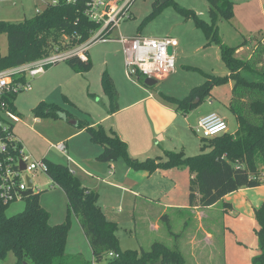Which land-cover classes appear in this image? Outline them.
Wrapping results in <instances>:
<instances>
[{"label": "rangeland", "instance_id": "1", "mask_svg": "<svg viewBox=\"0 0 264 264\" xmlns=\"http://www.w3.org/2000/svg\"><path fill=\"white\" fill-rule=\"evenodd\" d=\"M161 1L134 0L125 18L120 21L117 28L107 35L112 39L95 41L88 48L87 55L91 63V68L88 71H76L69 67L65 61H59L49 65L45 74L33 79L30 90H24L15 95L13 98L14 110L21 121L14 124V131L27 152L35 160H39L45 155V159L49 161L68 166L66 158L50 144L61 139L67 140V136L77 130L72 122L82 120L90 124L97 122L105 127L112 125L110 122L109 124L99 122L101 117L109 113V101L101 86V76L104 71H107L114 80L117 89V109L129 101H133L137 95L130 96L134 98H128L127 95L129 96L130 90L136 92L135 89L139 87H142V90L146 87L147 93L150 92L156 100L166 103L168 102L165 98L166 95L178 98L185 96L192 87L205 81V74L224 76L229 73L220 58L219 46L215 42L208 44L194 20L180 14L173 5L167 4L157 16L146 20L156 5L163 4ZM174 1L178 6L191 9L199 18L210 22L207 0ZM44 6V0H0V19L20 22L32 17ZM230 19L231 17L221 18L217 21L218 36L225 45L239 46L236 55L240 58H247L250 53L254 52L255 46L264 36V28L241 32V28L238 27L245 29V26H239L238 22ZM251 25L253 26L254 23ZM137 34L145 37L170 36L175 38L178 43L174 50V71L168 77L157 80L152 86H145L143 78L137 79L139 85L126 78L122 45L114 39L119 35L133 36ZM0 51L2 54L7 51V38L4 33L0 34ZM227 83L228 81L217 85L216 90H213L212 94L218 97L217 100L213 97L214 95L210 94L195 105H198L200 110L207 112L219 107L216 109L217 113H222L226 117L229 131L234 132L237 129L236 118L220 102L223 100L222 93L227 88ZM42 100L60 106L64 110L63 115L35 117L32 109ZM210 102L213 103V106ZM125 111L122 109L118 111L120 113L116 117L118 123L122 122L123 124L126 121ZM35 118H38L39 122L34 121ZM144 123L146 124L145 121ZM195 135L199 137L198 142H200L201 132L190 131L191 137L194 138ZM82 138H87V135L68 139L69 149L71 151L75 148L76 151L77 148L80 149ZM95 146L100 147L96 144ZM171 150L178 151L180 149L174 150L173 148ZM199 152L200 147L198 146L186 153L194 155ZM158 153L163 155L161 150ZM150 155L154 156L155 154ZM116 161L122 166L125 164L121 158ZM125 166L127 165L125 164ZM184 169L190 173L187 167ZM79 173L76 170L75 175L77 176ZM30 175L34 180L32 192H39V202L50 214L49 223L57 224L64 221L67 204L63 190L52 185L49 176L42 170H35ZM90 181H81V183L83 186L99 192L100 202L108 205L110 214L107 219L116 222L118 226L116 236L121 250L149 249L151 244L157 241L163 242L171 248L177 247L186 255L189 252L187 243L193 237L196 244L204 243L206 245L208 242L210 246H214L212 264H223V255L226 260L225 264H251L252 257L258 252L256 235L258 225L254 218V210L250 207V202L260 205L264 199V196H260L257 191L232 195L207 208L168 209L164 215L168 220L164 217L156 221L155 218L161 211L157 207L152 212L145 211L147 212L145 214L139 209L132 212V195L124 193L118 188L101 185V181L96 182L91 179ZM188 193L187 189L185 196L187 202H189ZM169 196H173L171 199H174L177 194ZM160 201H164L161 196ZM225 203H229L230 207H226ZM25 204L26 197L10 202L5 210L6 215L11 216L19 213ZM69 219L70 227L65 243L66 253L79 254L84 259L93 262L91 248L77 217L71 214ZM155 222L158 229L153 226ZM205 232L209 233L208 238H203ZM198 239L200 242H197ZM14 262L15 257L9 252L0 264H14Z\"/></svg>", "mask_w": 264, "mask_h": 264}, {"label": "trees", "instance_id": "2", "mask_svg": "<svg viewBox=\"0 0 264 264\" xmlns=\"http://www.w3.org/2000/svg\"><path fill=\"white\" fill-rule=\"evenodd\" d=\"M45 1L48 3L42 10L23 21L0 19V34H6L7 38L6 53L0 51V69L48 55L55 48L63 50L82 43L98 29V24L84 14L88 0H56L54 4ZM207 2L210 22L199 18L193 10L178 6L174 0L156 5L146 20L171 4L180 14L194 20L208 44L215 42L219 46L220 58L229 71L228 75L205 74V81L192 87L185 96L166 95L165 98L177 111L187 113L196 106L193 103L196 97L201 102L214 86L231 80L228 109L237 121L235 132L201 137L200 152L194 155L166 150L163 157L140 160L129 155L126 142L113 129L82 120L77 122V128L84 129L90 141L101 147L96 156L98 161L112 163L121 158L132 170L147 173L187 167L191 174L189 206L197 208L213 206L224 200L225 195L239 189L264 184V43L259 41L247 58L238 57L236 50L239 46L225 45L218 36L217 21L232 16L230 0ZM65 62L79 72L91 68L89 59L83 62L72 57ZM101 86L109 101L108 112L112 114L117 111V91L107 71L101 76ZM32 111L35 117L64 113L57 104L43 100ZM44 161L52 185L60 187L65 194L66 218L61 223L50 224V214L41 206L39 192L27 196L23 210L11 216L5 212L8 205L0 201V263L11 252L15 257L14 264H189L179 248H171L163 242H153L149 249L141 248L140 251L121 250L116 236L118 226L104 215L97 202L98 193L83 186L66 165ZM225 205L230 207L229 203ZM71 214L79 221L91 248L93 262L79 254L65 252ZM254 218L258 225V252L252 257L251 264H264V200L254 210Z\"/></svg>", "mask_w": 264, "mask_h": 264}, {"label": "crops", "instance_id": "3", "mask_svg": "<svg viewBox=\"0 0 264 264\" xmlns=\"http://www.w3.org/2000/svg\"><path fill=\"white\" fill-rule=\"evenodd\" d=\"M230 2L232 4V16L230 20L234 19L238 22L239 26H245V29L238 27L241 28V32L244 30L256 31L262 27L264 28V0H230ZM251 23H254V25L252 26ZM260 41H264V36L261 37ZM88 59L90 61L89 57ZM226 85L227 88L222 93L223 100L220 102L228 108V104L231 99L232 81L229 80ZM215 87L216 86L211 89L210 94L213 93V90H216ZM145 88L144 90H142V87L136 88V92H132L133 90H130L128 93L129 96L127 95L128 98L132 94L137 95L133 101H129L126 105L121 106L112 114L107 113L99 120L101 123L109 124L110 122L112 124L104 127L105 129H113L117 135L126 142L129 155L140 160L147 157H163L164 151L171 150L173 148L174 150L180 149L178 151H183L187 155L186 152H191L194 148H198V146L200 147V142H198L199 137L196 135L194 138L191 137L190 131L197 132L195 127L198 126L199 119L208 113H217L216 109H219V107H216L215 110L211 109L210 112H207L200 110L197 105L187 113H182L177 111L175 106L169 101L165 103L160 100H156L150 92L147 93ZM213 97L216 100L218 99L216 95ZM210 103L213 106V103ZM121 109L123 111L126 110L124 113L127 114L125 117L126 121L123 124L122 122L118 123L116 120V117L120 114L118 111ZM129 114L130 116H128ZM217 114L227 123V119L222 113ZM34 121L39 122V119L35 118ZM72 124L77 128V122H72ZM96 124L97 122L91 123V125ZM228 132L233 133L230 132L229 129ZM83 135H87V138H82L80 149L77 148L76 151L75 148V150L71 151L67 140L75 137H82ZM67 140H58L65 143L68 154L75 162V164H72L66 159L68 165L67 167L74 174H76V170L79 171L80 173L77 174V176L83 182H91L90 179L96 182L101 181V185L105 184L118 188L123 190L124 193L132 195V212L139 209L145 214L147 213L145 211L152 212L154 211V208L157 207V209L161 211L155 219L156 221H159L164 217L166 218L164 215H166V211L168 209H182L190 207L185 196L187 194L191 174L187 173L184 167H173L167 170H155L152 173H147L143 170L135 171L125 166V164L123 166L121 164H117L118 161L112 163L98 162L96 156L101 152V147L98 148L95 146V143L90 141L89 135L84 129L77 128L76 131L67 136ZM159 150L163 152L162 156L158 153ZM150 154L155 155L151 156ZM42 158L45 159V155ZM84 175L90 178H87ZM177 189L179 190L177 191ZM250 191H257L260 196H264V184L254 188L239 189L225 195L224 199H228L232 195L238 193H246ZM97 193L98 205L101 209H103L102 211L106 218H108L110 214L108 205L100 202L101 195L99 192ZM170 194H177V196L174 199H171L173 196H169ZM154 196L159 197L155 198ZM160 196L164 198V201H160ZM246 204L249 203L246 202ZM258 206L259 205H254L250 202L252 210H255ZM193 208L199 209L197 207ZM166 219L168 220V218ZM153 226L158 229L156 222ZM208 237L209 233L205 232L203 238ZM197 242H200L199 239ZM203 244H196L193 237L188 241L187 247L189 248V252L186 253L185 257L187 259L188 256L187 261L189 264L213 263L212 257L215 252L214 246H210L208 242L206 245ZM223 261L226 263L224 255Z\"/></svg>", "mask_w": 264, "mask_h": 264}, {"label": "built area", "instance_id": "4", "mask_svg": "<svg viewBox=\"0 0 264 264\" xmlns=\"http://www.w3.org/2000/svg\"><path fill=\"white\" fill-rule=\"evenodd\" d=\"M133 1L88 0L84 14L99 26L89 39L63 50L55 48L48 55L0 69V201L2 204L8 205L12 201L25 198L22 194L28 188L26 176L31 178L33 184L34 180L30 174L35 170L44 172L46 170L44 159L35 160L14 131V124L21 119L15 113L13 96L18 92L30 90L32 80L45 74L51 64L72 57L83 62L87 61L90 45L95 41L112 39L107 35L125 18ZM44 2L48 3L45 0ZM49 2L54 4L56 0ZM114 39L122 45L125 76L134 84L139 85L138 78L148 77L159 80L174 71V50L178 44L175 38L145 37L137 34L119 35ZM170 48L171 53L168 52ZM196 130L201 132L202 137L210 138L227 133L228 125L217 113L211 112L199 119ZM50 145L65 156L68 162L75 164L63 141ZM22 165L25 167L22 168Z\"/></svg>", "mask_w": 264, "mask_h": 264}, {"label": "water", "instance_id": "5", "mask_svg": "<svg viewBox=\"0 0 264 264\" xmlns=\"http://www.w3.org/2000/svg\"><path fill=\"white\" fill-rule=\"evenodd\" d=\"M166 0H162L161 1V3H164ZM168 52L169 53H171L172 52V49L170 48L169 50H168ZM157 82V80L156 79H153V78H145L144 79V84L146 85V86H152V85H154L155 83ZM199 101V99L198 98H196L194 101H193V103L195 104V103H197ZM25 166L24 165H22V168H24ZM26 181H27V186H28V188H27V190H25L24 192H23V196L24 197H27V196H29V195H31L33 192H32V186H33V184H32V180H31V178L29 177V176H26Z\"/></svg>", "mask_w": 264, "mask_h": 264}]
</instances>
